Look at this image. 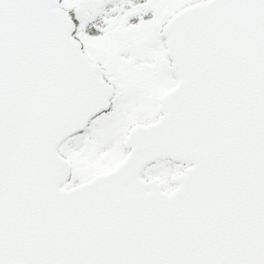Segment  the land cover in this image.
<instances>
[{
	"label": "snow or ice",
	"instance_id": "1",
	"mask_svg": "<svg viewBox=\"0 0 264 264\" xmlns=\"http://www.w3.org/2000/svg\"><path fill=\"white\" fill-rule=\"evenodd\" d=\"M0 264H264V0H0Z\"/></svg>",
	"mask_w": 264,
	"mask_h": 264
}]
</instances>
